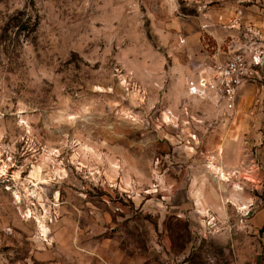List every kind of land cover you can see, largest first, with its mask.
<instances>
[{
    "label": "rangeland",
    "instance_id": "rangeland-1",
    "mask_svg": "<svg viewBox=\"0 0 264 264\" xmlns=\"http://www.w3.org/2000/svg\"><path fill=\"white\" fill-rule=\"evenodd\" d=\"M242 15L0 0V264H264V63L234 109L201 81Z\"/></svg>",
    "mask_w": 264,
    "mask_h": 264
},
{
    "label": "built area",
    "instance_id": "built-area-1",
    "mask_svg": "<svg viewBox=\"0 0 264 264\" xmlns=\"http://www.w3.org/2000/svg\"><path fill=\"white\" fill-rule=\"evenodd\" d=\"M230 27L239 30L247 43L236 49L230 47L227 58L214 66L215 79L207 82L203 78L201 81L204 92L208 90L216 93L219 98L224 99L229 109H234L240 87L256 78L264 63V39L260 31L251 25H245L241 16L234 19Z\"/></svg>",
    "mask_w": 264,
    "mask_h": 264
},
{
    "label": "crops",
    "instance_id": "crops-1",
    "mask_svg": "<svg viewBox=\"0 0 264 264\" xmlns=\"http://www.w3.org/2000/svg\"><path fill=\"white\" fill-rule=\"evenodd\" d=\"M242 18H243V20L244 21H246L249 25H251L253 28H255L256 30H258V31H260V33H262L263 35H264V29H261L260 27H259V21L258 20H256V18L255 19H250V20H248V19H246L243 15H242ZM263 31V32H262ZM262 35V36H263Z\"/></svg>",
    "mask_w": 264,
    "mask_h": 264
},
{
    "label": "bare ground",
    "instance_id": "bare-ground-1",
    "mask_svg": "<svg viewBox=\"0 0 264 264\" xmlns=\"http://www.w3.org/2000/svg\"><path fill=\"white\" fill-rule=\"evenodd\" d=\"M0 155H1V150H0ZM222 168V167H221ZM220 168V169H221ZM223 169V168H222ZM220 170V178L219 179H221V178H224L226 175H225V173H224V171L223 170Z\"/></svg>",
    "mask_w": 264,
    "mask_h": 264
}]
</instances>
